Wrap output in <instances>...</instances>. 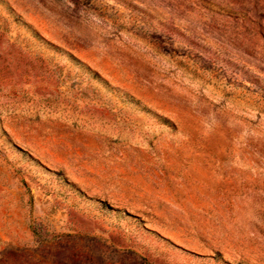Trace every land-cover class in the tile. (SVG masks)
Listing matches in <instances>:
<instances>
[{"label": "rangeland", "instance_id": "obj_1", "mask_svg": "<svg viewBox=\"0 0 264 264\" xmlns=\"http://www.w3.org/2000/svg\"><path fill=\"white\" fill-rule=\"evenodd\" d=\"M0 264H264V0H0Z\"/></svg>", "mask_w": 264, "mask_h": 264}]
</instances>
